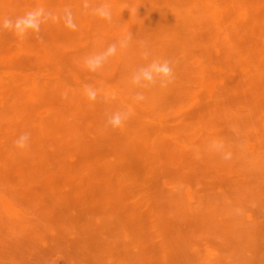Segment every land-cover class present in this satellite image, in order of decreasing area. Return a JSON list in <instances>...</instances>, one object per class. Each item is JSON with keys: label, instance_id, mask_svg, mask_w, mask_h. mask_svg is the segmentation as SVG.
I'll use <instances>...</instances> for the list:
<instances>
[{"label": "rangeland", "instance_id": "obj_1", "mask_svg": "<svg viewBox=\"0 0 264 264\" xmlns=\"http://www.w3.org/2000/svg\"><path fill=\"white\" fill-rule=\"evenodd\" d=\"M0 264H264V0H0Z\"/></svg>", "mask_w": 264, "mask_h": 264}, {"label": "clouds", "instance_id": "obj_2", "mask_svg": "<svg viewBox=\"0 0 264 264\" xmlns=\"http://www.w3.org/2000/svg\"><path fill=\"white\" fill-rule=\"evenodd\" d=\"M99 16H101L104 19L110 20L111 19V13L106 8H99L96 10ZM40 15L39 12H29L26 14L25 17L19 18L16 21V29L18 30V34L22 35L25 31V29L31 28L34 30H39V24L37 17ZM5 27H11L12 22L10 20L4 21ZM73 27H75L73 25ZM131 40V35L124 38L120 41L121 47H127L129 42ZM117 51L116 44H112L108 48V54H115ZM145 56L148 55L146 52L144 54ZM99 64V60H90L89 65L93 69L97 67ZM173 79V68L171 66V62L169 60H153L151 63L147 64L146 66L140 68L136 74L133 76V83L142 87H148L150 85H156L159 84L161 87L167 86ZM91 98H95L94 93H90ZM138 99H143L142 96H138ZM121 117L119 115L114 116L110 119L109 123L113 127H118L121 124ZM29 140V134L25 133L22 134L16 141V145L18 147L24 148L27 146V142ZM228 158V157H226Z\"/></svg>", "mask_w": 264, "mask_h": 264}, {"label": "bare ground", "instance_id": "obj_3", "mask_svg": "<svg viewBox=\"0 0 264 264\" xmlns=\"http://www.w3.org/2000/svg\"><path fill=\"white\" fill-rule=\"evenodd\" d=\"M88 10H89V9H88ZM124 10H125V9H124ZM212 13L215 14V13H216V10L213 9V10H212ZM125 14H126V13H125ZM238 15H239V14H238ZM239 17H240V16H239ZM84 26H85V25H84Z\"/></svg>", "mask_w": 264, "mask_h": 264}]
</instances>
